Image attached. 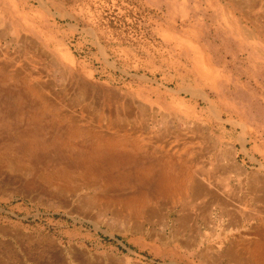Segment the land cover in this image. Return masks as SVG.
<instances>
[{
  "label": "rangeland",
  "instance_id": "rangeland-1",
  "mask_svg": "<svg viewBox=\"0 0 264 264\" xmlns=\"http://www.w3.org/2000/svg\"><path fill=\"white\" fill-rule=\"evenodd\" d=\"M263 236L264 0H0V264H263Z\"/></svg>",
  "mask_w": 264,
  "mask_h": 264
},
{
  "label": "bare ground",
  "instance_id": "bare-ground-1",
  "mask_svg": "<svg viewBox=\"0 0 264 264\" xmlns=\"http://www.w3.org/2000/svg\"><path fill=\"white\" fill-rule=\"evenodd\" d=\"M63 57V56H62ZM64 57L67 59V60H70V56L69 54L65 53ZM200 60V59H199ZM198 63V62H197ZM44 85V84H43ZM40 90V89H39ZM121 120V119H120ZM83 137V136H82ZM93 141V140H92ZM191 159V158H190ZM205 187L203 185H201V183L199 184L198 182L194 181V180H191L190 181V184H189V189L191 191V194L193 195V197L195 196H198V195H201V194H205ZM207 190V189H206ZM210 194V192H209ZM211 195V194H210ZM215 195V194H214ZM216 198V196H213V198ZM210 201V200H209ZM209 204V203H208ZM212 204V203H211ZM187 206V205H186ZM264 237V236H263ZM264 240V238H263ZM226 255V254H225ZM234 255V254H233ZM237 255V254H236ZM239 255V254H238ZM240 256L239 257H236L235 255L234 256H231L229 257L230 261H234L235 263L237 262V264L239 263V261H241L240 259L242 258L243 259V262L245 264H254L253 262V259L248 261V258H244V257H241L240 259ZM240 264V263H239ZM263 264H264V261H263Z\"/></svg>",
  "mask_w": 264,
  "mask_h": 264
}]
</instances>
